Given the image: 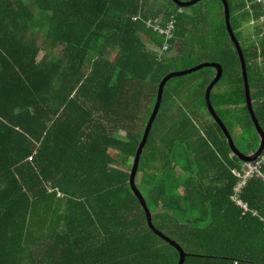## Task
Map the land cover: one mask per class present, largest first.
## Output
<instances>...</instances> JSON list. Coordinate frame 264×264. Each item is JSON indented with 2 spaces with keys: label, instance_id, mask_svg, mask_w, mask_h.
Here are the masks:
<instances>
[{
  "label": "trees",
  "instance_id": "obj_1",
  "mask_svg": "<svg viewBox=\"0 0 264 264\" xmlns=\"http://www.w3.org/2000/svg\"><path fill=\"white\" fill-rule=\"evenodd\" d=\"M215 1L212 25L199 34L205 14L188 15L172 0H0V264H178L131 190L128 160L188 41L215 48L210 61L222 75L210 99L236 148L251 155L261 142ZM226 1L264 131V10ZM170 15L177 23L164 51L147 22L162 26ZM251 19L262 36L247 44L241 28ZM214 70L166 84L135 187L184 264H264V180L241 191L249 211L236 206L230 171L242 162L215 121L199 116Z\"/></svg>",
  "mask_w": 264,
  "mask_h": 264
},
{
  "label": "water",
  "instance_id": "obj_2",
  "mask_svg": "<svg viewBox=\"0 0 264 264\" xmlns=\"http://www.w3.org/2000/svg\"><path fill=\"white\" fill-rule=\"evenodd\" d=\"M174 2L175 5L179 6V7H189L192 5H196L199 2L203 1V0H192L189 2H182L181 0H172ZM223 3V14H224V21H225V27L227 30V33L229 35L230 40L232 41L236 51H237V55L238 58H240L241 61V67H242V74H243V79H244V83H245V92H246V102H247V107L250 113V116L252 118L253 124L256 127V130L261 138V142H260V146L257 149V151L252 154V155H245L244 153H242L240 150H238L236 148V146L234 145L232 138L228 132V130L226 129V127L224 126V124L222 123V121L218 118V116L216 115L215 109L212 106L211 103V92L214 89L215 85L218 84L219 80L221 79V75H222V69L219 66V64L217 63H208V64H203L200 65L194 69L191 70H187V71H183V72H174L171 73L169 75H167L160 84H158L157 86V91H158V95L157 96V101L156 104H154L155 106H153L151 115H150V119L147 123V125H145L144 128V132L141 138V141L138 144L137 150L135 152V157L133 158V163L131 165L130 168V173H129V182H130V187L131 190L133 192V194H135L139 200L141 201L142 205L144 206V211H145V216H147V221H148V225L151 229L154 230V232L159 235L161 238H163L165 241H167L169 244H171L172 246H174L176 248V250L179 253V262L178 264H184L185 259H186V254L185 252L182 250V247L180 246L179 243H177L176 241L172 240L171 238H169L168 236H166L163 232H161L159 229H157L152 221L151 218V213L149 208L147 207V205H145L144 203V198L142 197L141 193L139 192V190L137 189V187H135V183H134V178H135V174H136V170H137V166H138V162H139V158H140V154L142 152V149L145 148L144 146H147L149 138H150V133L152 130V126L153 123L159 113L160 107H161V103H162V99H163V94H164V89L166 84L172 80V79H176V78H180V77H185L188 75H191L193 73H197L205 68H212L215 69L216 71V75L214 77V79L212 80V82L209 84V86L206 89V93H205V99H206V105H207V109L211 115V117L213 118V120L215 121V124L220 128L221 132L223 133L230 149H231V153L233 155H235V157L240 160L241 162H253L255 161L257 158L260 157V155L263 153L264 150V131L261 128L258 120L255 117V113L253 110V105H252V99H251V93H250V86H249V81H248V74H247V67H246V61H245V57H244V53L242 50V47L240 45V43H238L237 39L234 36V32L231 28L230 25V17H229V7L227 4L226 0H221Z\"/></svg>",
  "mask_w": 264,
  "mask_h": 264
},
{
  "label": "rangeland",
  "instance_id": "obj_3",
  "mask_svg": "<svg viewBox=\"0 0 264 264\" xmlns=\"http://www.w3.org/2000/svg\"><path fill=\"white\" fill-rule=\"evenodd\" d=\"M181 1L187 2L185 0H181ZM216 2L217 1H215V0H210V1L205 0V1H202L201 3H199L197 5H194L192 7L185 9V13H187L188 15H191V16L193 14H195L196 10H199V9L205 14V21L206 22L205 23L203 22L204 24L199 23L200 26L195 27V29L197 30V32L199 34H200V32L206 33L208 27L210 28L209 25H212L213 21L211 19V13H212L211 10L214 9V5L216 4ZM243 36L247 37L248 32L244 33ZM241 40H242V38H241ZM179 42H180L179 44H181V41H179ZM187 44L189 46L186 47V51L184 52L183 57L181 58L182 60L178 61V63L176 64L175 70L177 69V71H175V72H183V71L194 69V68H196L200 65H203V64L212 63V61H210V60H212L213 56H215V53H214L215 48L212 49L209 46H205L204 43H201L200 45H198L197 41H195V40L188 41ZM39 54L40 55L38 58L41 57L42 53L40 52ZM199 72L193 73V74L185 76V77L174 79V81H171V83H169L168 88L174 87L175 85H177V82H182V81L184 84L187 85L188 81H192L193 78H198L197 76H199V75H196V74H199ZM193 85H196V84L193 83ZM204 114L209 116L208 112L205 109L202 111H199V115H204ZM210 120L212 121V118ZM119 135L121 137L123 136L122 133H119ZM128 163L132 164L133 158H130L128 160Z\"/></svg>",
  "mask_w": 264,
  "mask_h": 264
},
{
  "label": "built area",
  "instance_id": "obj_4",
  "mask_svg": "<svg viewBox=\"0 0 264 264\" xmlns=\"http://www.w3.org/2000/svg\"><path fill=\"white\" fill-rule=\"evenodd\" d=\"M257 4L261 5L264 9V0H256ZM261 22H264V14L260 18ZM148 26H153V28L158 31L164 37V42L162 50H168L171 46L170 41L173 38L175 29H176V18L173 15H170L167 21L161 26L160 19L156 18L155 20L149 19ZM264 165V155H260L253 162H244L240 168L233 170L232 174L236 178V183L233 186L232 194L230 195L231 201L235 203L236 206L241 207L245 212L249 211L248 204L244 202L241 197L242 189L249 183L252 178H261L264 180V172L261 170ZM251 212L256 215V210H251Z\"/></svg>",
  "mask_w": 264,
  "mask_h": 264
},
{
  "label": "crops",
  "instance_id": "obj_5",
  "mask_svg": "<svg viewBox=\"0 0 264 264\" xmlns=\"http://www.w3.org/2000/svg\"><path fill=\"white\" fill-rule=\"evenodd\" d=\"M250 5H251V7H252V5H258V6H260L261 8H262V6L261 5H259V4H257V2H256V0H253L252 2H250ZM190 7V6H189ZM259 7V8H260ZM260 8V9H261ZM263 9V8H262ZM264 10V9H263ZM261 18V17H260ZM260 22H261V20H260ZM258 23V24H260L257 20H254V19H251V22L250 23H246L242 28H241V31H243L244 33H247L248 32V34H250L251 36L250 37H246V42L245 43H247V44H250L252 41H258L257 39H260V37L262 36L261 34L259 35V36H256V33H255V31H256V29H257V26H256V24ZM262 23V22H261ZM180 42H179V40L178 41H176V44L174 45V50H175V52L176 53H178L179 52V50H180V48H181V44H179ZM179 45V46H178ZM41 53L42 54H44L45 52H42L41 51ZM260 61V60H259ZM216 86V85H215ZM208 113H209V111H208ZM200 117H202V118H204L205 120H207V121H210V119L212 118L211 117V115H209V116H207V115H199ZM209 117V118H208ZM213 119V118H212ZM229 132V131H228ZM230 134V133H229ZM231 136V135H230ZM254 154V153H253ZM252 155V154H251ZM242 164H243V162H242ZM241 164V165H242ZM241 165H240V167H241ZM233 170H237V169H232L231 171H230V173L232 174V171ZM233 175V174H232ZM231 200V199H230Z\"/></svg>",
  "mask_w": 264,
  "mask_h": 264
}]
</instances>
